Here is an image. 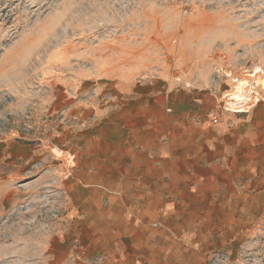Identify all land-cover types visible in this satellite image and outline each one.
<instances>
[{
	"label": "rangeland",
	"instance_id": "rangeland-1",
	"mask_svg": "<svg viewBox=\"0 0 264 264\" xmlns=\"http://www.w3.org/2000/svg\"><path fill=\"white\" fill-rule=\"evenodd\" d=\"M133 70L218 84L221 104L232 73L264 101V0H0V264L65 257L69 119ZM245 263L264 264V214L206 260Z\"/></svg>",
	"mask_w": 264,
	"mask_h": 264
},
{
	"label": "crops",
	"instance_id": "crops-1",
	"mask_svg": "<svg viewBox=\"0 0 264 264\" xmlns=\"http://www.w3.org/2000/svg\"><path fill=\"white\" fill-rule=\"evenodd\" d=\"M166 73L72 111L60 264H206L264 214V101L235 113Z\"/></svg>",
	"mask_w": 264,
	"mask_h": 264
},
{
	"label": "bare ground",
	"instance_id": "bare-ground-1",
	"mask_svg": "<svg viewBox=\"0 0 264 264\" xmlns=\"http://www.w3.org/2000/svg\"><path fill=\"white\" fill-rule=\"evenodd\" d=\"M250 72V71H249ZM263 73V69L260 67H255L253 72L248 73V76H257L258 74ZM236 86L234 87L233 91H230L228 93V96H230L231 99L237 98V100L242 99L243 95L246 94L247 91H249V86L251 85V82L247 79H236L235 77ZM262 85L264 87V79L262 80ZM250 93V92H249ZM231 106V107H230ZM230 110L233 111H245L247 110V107L242 104L240 106H236L235 103H229ZM60 154L59 149H55Z\"/></svg>",
	"mask_w": 264,
	"mask_h": 264
},
{
	"label": "built area",
	"instance_id": "built-area-1",
	"mask_svg": "<svg viewBox=\"0 0 264 264\" xmlns=\"http://www.w3.org/2000/svg\"><path fill=\"white\" fill-rule=\"evenodd\" d=\"M226 75L227 77H231L232 79H235V77L233 78L232 73H227ZM238 78L239 77H236V79ZM227 92L224 94V97L222 99V107L225 110H228L229 103L233 102L236 104V106H240L244 104L247 107V110H245V112H248L251 108H253L259 102V99L255 100L253 92L252 93L247 92L246 94L243 95L242 99L240 100H237V98L231 99L230 96L227 95ZM235 113H244V112H235ZM245 264H255V263H245Z\"/></svg>",
	"mask_w": 264,
	"mask_h": 264
}]
</instances>
